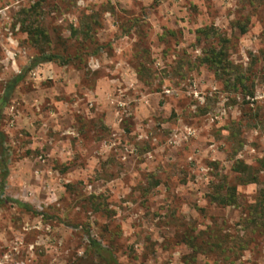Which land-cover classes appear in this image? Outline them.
I'll return each mask as SVG.
<instances>
[{
    "label": "rangeland",
    "instance_id": "rangeland-1",
    "mask_svg": "<svg viewBox=\"0 0 264 264\" xmlns=\"http://www.w3.org/2000/svg\"><path fill=\"white\" fill-rule=\"evenodd\" d=\"M202 28L229 38L253 98L199 63ZM39 47L69 60L30 67ZM24 70L0 119V196L38 213L0 206V264H95L89 237L117 264H264V212L248 214L264 207V0H0V94ZM236 158L259 180L217 204Z\"/></svg>",
    "mask_w": 264,
    "mask_h": 264
},
{
    "label": "trees",
    "instance_id": "trees-1",
    "mask_svg": "<svg viewBox=\"0 0 264 264\" xmlns=\"http://www.w3.org/2000/svg\"><path fill=\"white\" fill-rule=\"evenodd\" d=\"M241 32L245 31V27L238 23ZM197 32L205 33L207 36H213L215 42H212L208 47L202 50V56L199 57V63L207 66L214 76L223 84L225 91H235L241 93L243 98L247 96L250 98L254 97V88L248 86L247 80L248 75L244 72L242 65L235 64L229 58V38L221 35L219 33L213 32L209 33L206 28L198 29ZM26 33L30 42L34 45H39L41 43L49 44V37L46 31L41 27H33L26 29ZM39 53L33 58L30 67L39 64L41 62L58 60L61 64L67 63L69 59H64V56L58 52L52 50H46L39 47ZM26 70L10 78L4 86L2 93L0 94V119L2 115L3 108L8 103L12 92L16 84L24 77ZM248 102V101H246ZM229 135L234 137L239 134L238 128H229ZM0 145L2 144V133H0ZM242 140L238 139L233 150V157L236 152L241 148ZM260 164H264V159L259 160ZM2 173L0 181V193L4 189V183L7 176L6 162H2ZM230 170L237 175H235V182L227 180V177H223L211 193V201L220 205H235L238 200L239 192L238 185L257 183L259 180L258 173L260 168H254L252 165L245 163L242 159L236 158L233 160ZM7 202L15 203L18 207L30 210L34 213H38L36 210L32 209L27 203L15 200L10 197L0 196V206L6 204ZM252 211L248 214L252 216V221L255 222L257 216L263 217L264 207L261 203H254L251 205ZM263 211V212H262ZM89 252L91 257L95 260V264H117V258L113 251L108 247L102 246L96 239L89 237ZM205 264H217V263H205Z\"/></svg>",
    "mask_w": 264,
    "mask_h": 264
}]
</instances>
